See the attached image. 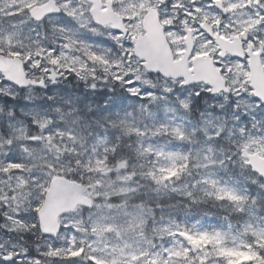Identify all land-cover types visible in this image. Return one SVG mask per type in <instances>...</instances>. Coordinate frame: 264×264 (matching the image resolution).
<instances>
[{
	"label": "snow or ice",
	"instance_id": "6c2138e0",
	"mask_svg": "<svg viewBox=\"0 0 264 264\" xmlns=\"http://www.w3.org/2000/svg\"><path fill=\"white\" fill-rule=\"evenodd\" d=\"M0 264H264V0H0Z\"/></svg>",
	"mask_w": 264,
	"mask_h": 264
},
{
	"label": "rangeland",
	"instance_id": "374dc122",
	"mask_svg": "<svg viewBox=\"0 0 264 264\" xmlns=\"http://www.w3.org/2000/svg\"><path fill=\"white\" fill-rule=\"evenodd\" d=\"M243 259H245V257H239V258H238V260H243Z\"/></svg>",
	"mask_w": 264,
	"mask_h": 264
}]
</instances>
